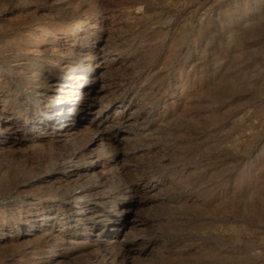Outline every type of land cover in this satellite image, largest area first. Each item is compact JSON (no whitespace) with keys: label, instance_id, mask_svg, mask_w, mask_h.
I'll list each match as a JSON object with an SVG mask.
<instances>
[{"label":"rangeland","instance_id":"374dc122","mask_svg":"<svg viewBox=\"0 0 264 264\" xmlns=\"http://www.w3.org/2000/svg\"><path fill=\"white\" fill-rule=\"evenodd\" d=\"M0 107V264H264V0H0Z\"/></svg>","mask_w":264,"mask_h":264},{"label":"bare ground","instance_id":"6f19581e","mask_svg":"<svg viewBox=\"0 0 264 264\" xmlns=\"http://www.w3.org/2000/svg\"><path fill=\"white\" fill-rule=\"evenodd\" d=\"M41 29V28H40ZM36 30H39V29H36ZM29 43V42H28ZM39 44V41H38V38H36L35 40H33L32 42H30L25 48L27 49V51H30V52H32V51H36L37 50V48H36V46ZM37 52V51H36ZM39 52V51H38ZM60 84V83H59ZM1 108V107H0ZM57 114V113H56ZM55 114V115H56ZM62 115V114H61ZM90 115V114H89ZM2 118H4V115L3 114H1L0 113V121L2 120ZM6 118H7V116H6ZM4 120V119H3ZM69 124H71V123H69ZM69 124H68V126H69ZM61 128H62V131L63 130H65V127L63 128L62 126H61ZM12 128H11V126H10V124H8V123H6V125H5V127H4V130H5V132H9L10 130H11ZM99 135V134H98ZM94 142V141H93ZM92 152V151H91ZM123 211V210H122ZM112 230H114V229H110V231H112ZM109 239V241L110 242H112V243H114V241H113V237H111L110 236V238H108Z\"/></svg>","mask_w":264,"mask_h":264}]
</instances>
